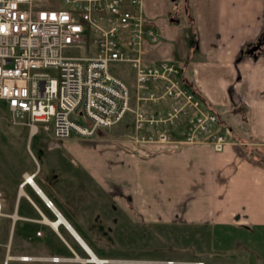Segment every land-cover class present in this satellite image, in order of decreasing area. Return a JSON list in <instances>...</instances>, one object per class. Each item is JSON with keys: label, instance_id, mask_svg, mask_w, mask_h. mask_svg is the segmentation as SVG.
Masks as SVG:
<instances>
[{"label": "crops", "instance_id": "obj_1", "mask_svg": "<svg viewBox=\"0 0 264 264\" xmlns=\"http://www.w3.org/2000/svg\"><path fill=\"white\" fill-rule=\"evenodd\" d=\"M178 5L141 0L144 16L160 33L159 43L146 56L150 61L170 58L178 65L185 83L216 112L219 125L229 127V141L221 149L206 141L137 142L132 138L133 115L125 120L127 127L122 119L111 125L121 130L120 139H110L88 158L63 153L72 164L68 167L59 160L46 164L35 159L34 167L21 171L12 212L19 215L23 195L34 211L24 217H38V208L48 222L26 220L46 225L62 250L50 251L41 243L35 252L19 254L68 258L23 261L161 264L152 256L134 260L113 255L143 251L109 244V238L128 235L123 221H128V211H136L139 235L145 222L184 226L186 237L200 243L203 264H264V0H182V11ZM132 71L116 74L135 91ZM131 103L134 107V99ZM184 125L173 128L174 138L182 137ZM98 153L102 158L93 159ZM24 174H32L35 184L22 181ZM117 204L120 211H114ZM102 206L105 222L112 213L113 224L100 235L94 225ZM35 231L36 236L44 233L40 226Z\"/></svg>", "mask_w": 264, "mask_h": 264}, {"label": "built area", "instance_id": "obj_2", "mask_svg": "<svg viewBox=\"0 0 264 264\" xmlns=\"http://www.w3.org/2000/svg\"><path fill=\"white\" fill-rule=\"evenodd\" d=\"M148 21L141 0H0V99L8 120L26 125L30 134L39 128L51 132L53 147L56 138L92 136L131 110L137 142L206 141L221 149L229 127L219 125L216 112L204 106L172 59L147 58L160 41ZM115 61L132 66L134 94L109 69ZM183 121L182 137L174 138L173 128ZM1 197L0 190V216L46 221L38 208L40 215L32 218L5 213ZM9 246L10 233L2 264L10 258H68L12 255Z\"/></svg>", "mask_w": 264, "mask_h": 264}, {"label": "rangeland", "instance_id": "obj_3", "mask_svg": "<svg viewBox=\"0 0 264 264\" xmlns=\"http://www.w3.org/2000/svg\"><path fill=\"white\" fill-rule=\"evenodd\" d=\"M181 1L182 0H173V4H179L178 9L180 11H182ZM109 69L114 73H123L130 69L133 74V69H131L128 62H111ZM127 79H129V76ZM129 87L131 88V94H133L132 84L129 85ZM132 116L133 111L128 110L122 118L125 122V124H123L124 127L128 126V121L126 122L125 120H131ZM98 130L92 136H80L73 133L68 138H56V145L48 147L49 134L41 128L33 134H30L29 128L26 125L12 124L8 120L5 102L0 99V190L2 192V210L5 213H10L14 210L16 190L22 176L21 171L34 167L35 159L38 161L46 160V164H49L48 162L50 160H59L61 165L68 167L72 164L62 157L63 153L75 159L81 155L88 158L92 151L99 150V148L101 149L110 139L117 140L121 137V130L117 128L116 125L111 126V129L104 127ZM100 151L102 153L104 152L103 149ZM92 156L95 160L99 157L100 159L102 158L99 153L93 154ZM102 208L103 206L100 208V211L99 209L97 210L98 220L96 225H94L96 227L95 231L100 235H103V232L107 230V226L111 227L113 224L110 219L112 213L108 214L107 222H105L106 218L102 216L104 215L102 214ZM120 208L121 207L117 204L114 206V211H120ZM114 211L113 217L117 218L116 212ZM17 212L21 216L34 215L33 208L23 195L18 198ZM127 215L128 221H123V227L125 226L127 228L128 235L122 238L117 236L109 238L111 239L109 244L128 246L130 249L141 248L143 251L139 252V254L134 251L123 254L114 253L113 255H124L134 260L137 257L152 256L155 257L157 261H160L161 264H196L197 262L203 264L200 260V243L186 237L184 226H151L152 223L149 225V223L147 224V222H145V227L142 231L143 234L141 233V235H139L138 232L140 233L141 229H137L136 227L139 216L136 214V211H128ZM101 216L102 218H100ZM46 221L48 222V219ZM139 225L140 221L137 226ZM39 226L44 230L42 236H36L34 233L36 227ZM48 230L46 225L28 221L26 218L17 217L13 219L10 215L2 214L0 216V264H2L6 253V243L9 238V233V252L12 255L24 252H35V248L41 243L49 247L50 251L62 250L61 244L56 236ZM101 239L100 244L106 246L107 241L104 242L103 238ZM73 257H75V255H73ZM170 261H172V263H170ZM7 264H30V262L10 258L7 260Z\"/></svg>", "mask_w": 264, "mask_h": 264}, {"label": "bare ground", "instance_id": "obj_4", "mask_svg": "<svg viewBox=\"0 0 264 264\" xmlns=\"http://www.w3.org/2000/svg\"><path fill=\"white\" fill-rule=\"evenodd\" d=\"M24 176H25V174H24ZM26 180H28L29 182H33V184H35L34 183V180L32 179V176H31V174H26ZM60 217V216H59ZM60 219L62 220V218L60 217ZM45 220H47V219H45ZM57 222L55 223V224H57L58 223V220H56ZM91 257V256H90ZM93 257L94 258H96V259H98L95 255H93Z\"/></svg>", "mask_w": 264, "mask_h": 264}, {"label": "water", "instance_id": "obj_5", "mask_svg": "<svg viewBox=\"0 0 264 264\" xmlns=\"http://www.w3.org/2000/svg\"><path fill=\"white\" fill-rule=\"evenodd\" d=\"M38 190L40 191V189L38 188ZM58 213V216H60L62 219H63V217H62V215L59 213V212H57ZM85 245V244H84ZM87 248H88V251H89V253L91 254V255H94V253L89 249V247L87 246V245H85ZM99 261V263L100 264H103V259H98Z\"/></svg>", "mask_w": 264, "mask_h": 264}]
</instances>
